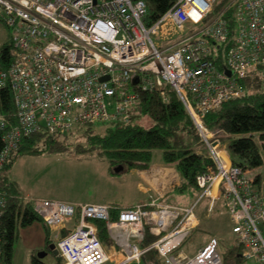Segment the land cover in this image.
<instances>
[{
    "label": "built area",
    "instance_id": "2783aa9c",
    "mask_svg": "<svg viewBox=\"0 0 264 264\" xmlns=\"http://www.w3.org/2000/svg\"><path fill=\"white\" fill-rule=\"evenodd\" d=\"M215 1L175 0L146 22L145 0H0L11 31L0 91L9 88L14 105L11 115L0 110V174L25 138L38 132L67 135L76 125L129 122L138 90L164 94L165 85L190 113L211 159L196 176V198L185 205L153 200L113 207L20 196L53 232L64 264L111 258L97 220L105 223L112 253L121 255L117 264H141L151 250L161 257L159 264H224L216 237L191 256L181 249L199 225L196 209L203 200L206 215L220 201L228 208L242 257L264 264V194L249 171L232 162L219 132L204 123L208 111L241 96L242 79L264 77V0H232L213 13ZM230 7H235L232 29L225 18ZM184 29L188 34L173 40L172 32ZM159 33L170 40L157 44L153 35ZM7 204L0 185V209ZM147 231L155 239L143 244Z\"/></svg>",
    "mask_w": 264,
    "mask_h": 264
},
{
    "label": "trees",
    "instance_id": "16d2710c",
    "mask_svg": "<svg viewBox=\"0 0 264 264\" xmlns=\"http://www.w3.org/2000/svg\"><path fill=\"white\" fill-rule=\"evenodd\" d=\"M145 1L148 6L145 19L151 22L165 12L175 0ZM231 1L216 0L213 13L220 12ZM234 11L235 7H230L225 15L230 29L234 25ZM10 48L9 41L0 53L1 65L8 64ZM217 58L221 60L222 56ZM240 85L241 96L225 101L219 107L208 111L204 116V123L219 132L232 162L248 170L264 164V77L249 75L241 80ZM163 90L164 94L160 90H138L139 99L129 122L113 121L102 129L96 128L94 124L78 125L80 131L76 137L77 149L87 154L98 153L107 159L111 169L120 173L147 169L152 164L154 151L161 150L164 162L173 165L178 172L179 184L176 190L193 193L198 189L196 176L211 165V159L203 153L204 147L193 119L176 91L169 85H165ZM0 110L13 114L14 105L9 88L0 91ZM143 117L150 119V126L145 127L142 124ZM68 136L69 134L53 136L38 132L25 138L5 169L20 154L65 150L69 145L65 139ZM2 144L0 134V149ZM260 177L256 176V183L260 181ZM1 181L0 178V185ZM1 187L8 199L7 206L0 209L2 264H11L18 225L26 226L42 219L35 213L30 202L20 199L15 182L6 178ZM112 214L115 217L116 211ZM95 223L103 243L107 245L110 242L112 245L105 223L99 220ZM44 227L48 241H52L50 228L46 224ZM66 233V229L61 230V235ZM241 253L242 246L236 242L229 248L223 263L239 264L244 260ZM32 261L33 264H47L36 256ZM56 264H62L60 257Z\"/></svg>",
    "mask_w": 264,
    "mask_h": 264
},
{
    "label": "rangeland",
    "instance_id": "374dc122",
    "mask_svg": "<svg viewBox=\"0 0 264 264\" xmlns=\"http://www.w3.org/2000/svg\"><path fill=\"white\" fill-rule=\"evenodd\" d=\"M182 34L187 35L188 31L184 29L180 32H172L173 40L180 38ZM10 39L11 31L0 14V53ZM153 40L158 44L160 41L167 43L170 39H163L159 33L153 35ZM141 122L145 127L150 126L151 123L150 119L145 117ZM110 124L111 122H97L94 126L102 129ZM79 131V126L76 125L67 138L61 137L67 139L69 143L63 151H44L18 155L19 158L10 172L5 173L7 179L9 178L10 181H14L13 177L16 179L17 182L15 183L21 194H28L37 198L64 199L70 202L94 199L111 206L123 207L126 204L138 202L146 195L140 186V182L143 185L146 183L138 171L116 172L109 167L107 159L102 158L98 153L87 154L78 151L76 137ZM223 144L227 148L226 144ZM158 153L161 154V150L154 151L152 161L156 160ZM256 168L257 170L249 169L247 173L252 178L261 176V189L264 192V164ZM3 181H5L4 177H2L1 185ZM198 192V189L193 193L173 191L169 195H174V197H170V200L176 202L175 204L185 205L187 200L193 201ZM205 204L207 201L203 200L198 205L196 210H202V213H198L201 222L198 228L193 229L181 249L185 254L191 256L212 235H215L212 237L217 236L216 238L219 239V249L225 259L229 248L237 242L232 230L233 222L230 219L229 210L220 201L216 203L215 211L206 215L203 212ZM71 224H73L72 221H67L69 227ZM16 232L17 239L14 244L11 264H33L34 256L37 257L39 252H47L44 248L51 241L47 239V232L41 220H35L26 226L19 224ZM51 233L53 232L51 231ZM50 239L54 241L53 234L50 235ZM106 249L110 253L114 249L113 244L107 243ZM58 258L47 252L41 260L47 264H56ZM61 263L64 264L62 258ZM103 264H114V258ZM132 264L136 263L132 262ZM239 264H254V262L251 259H244Z\"/></svg>",
    "mask_w": 264,
    "mask_h": 264
},
{
    "label": "crops",
    "instance_id": "0c3cea01",
    "mask_svg": "<svg viewBox=\"0 0 264 264\" xmlns=\"http://www.w3.org/2000/svg\"><path fill=\"white\" fill-rule=\"evenodd\" d=\"M263 156H264V151H263ZM156 157H157L156 160L152 161V164L147 169L135 170V171L139 172L140 177L142 176L145 183H146V185H143L142 182H140V186L144 189L143 191L146 195H144L138 202L126 204L123 207L134 206V205L139 204V203H151L153 200L156 204L157 203L158 204L159 203H169V204H175L176 203V202H173L172 200H170V197H174V195H169V194L173 191H177L176 186L179 184L178 172L173 165L167 164L164 162L161 154L158 153V155H156ZM18 158H19V156H17L14 159V161L11 163V165L9 167H7L5 170H3V172L0 174L1 180H2V177H4L5 179L7 178V175H5V173H7L8 171L10 172L11 168L17 162ZM253 169L257 170V168H253ZM248 171H249V169H248ZM13 179H14L13 182H17L14 177H13ZM255 180H256V178L253 179L254 182H255ZM256 185L260 189V191L264 194V192L261 189V185H262V178L261 177H260V181L258 183H256ZM20 196L25 197V198H33L34 197L32 195L21 194V193H20ZM45 198H50V197H45ZM62 200H64V199H62ZM187 201L188 202L186 204L190 203L192 200L189 199ZM72 202L102 203L101 201L94 200V199H87V200H80V201L74 200ZM104 204H108V203H104ZM113 207H115V206H113ZM204 210H205V207H203V212L205 213ZM198 213L199 214L202 213V210L197 211V215H198ZM200 222H199V224H200ZM198 226L196 228H198ZM212 236H215V235H212ZM212 236L208 239V241L212 238ZM154 239H155V235L151 234L150 232L147 231L145 234V240H144L145 244L151 243ZM235 241H236V237H235ZM146 242H148V243H146ZM205 244H203L200 247H203ZM112 252H113V250L110 252V254H111V258H114V264L119 263L120 259H121V255L119 253L115 254ZM150 252H147L143 255L141 264H159L161 262V257L159 256L157 251L153 250V252H151V253ZM132 262H134V261H132ZM132 262L126 263V264H132Z\"/></svg>",
    "mask_w": 264,
    "mask_h": 264
},
{
    "label": "water",
    "instance_id": "95a60500",
    "mask_svg": "<svg viewBox=\"0 0 264 264\" xmlns=\"http://www.w3.org/2000/svg\"><path fill=\"white\" fill-rule=\"evenodd\" d=\"M107 78H108V76H105V77H103L102 80H105ZM49 249L52 250V254L53 255H55L56 257H60V254H59V251H58V249L56 247V243L55 242H51L49 244ZM46 253L47 252H39L37 257L41 260L46 255Z\"/></svg>",
    "mask_w": 264,
    "mask_h": 264
},
{
    "label": "flooded vegetation",
    "instance_id": "af4514ba",
    "mask_svg": "<svg viewBox=\"0 0 264 264\" xmlns=\"http://www.w3.org/2000/svg\"><path fill=\"white\" fill-rule=\"evenodd\" d=\"M51 242H55V241H51ZM51 242H50V243H51ZM50 243H48V244L45 246V248H44V250H46L48 253H52V250L49 249V244H50Z\"/></svg>",
    "mask_w": 264,
    "mask_h": 264
}]
</instances>
